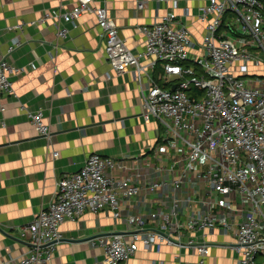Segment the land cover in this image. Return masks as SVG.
Here are the masks:
<instances>
[{
	"label": "built area",
	"instance_id": "2783aa9c",
	"mask_svg": "<svg viewBox=\"0 0 264 264\" xmlns=\"http://www.w3.org/2000/svg\"><path fill=\"white\" fill-rule=\"evenodd\" d=\"M44 14L58 37L62 24L94 15L106 58L117 75L132 71L142 116L163 135L150 155L114 159L90 154L76 172L58 178L54 197L20 230L30 250L1 264H49L62 239L61 225L85 211L108 210L128 229L92 237L102 264H128L140 248L176 247L205 264L215 233H232L237 264L264 257V3L209 0L197 15L201 43L174 11L139 30L145 48L133 53L105 6L93 0ZM139 8L144 3H139ZM173 7H176L174 2ZM18 72L0 60V94H12ZM144 77L147 79L143 82ZM41 110L28 112L43 136L51 133ZM148 153V154H149ZM57 156V152L54 153ZM121 170V177L114 171ZM264 263V260H263ZM162 264V263H152Z\"/></svg>",
	"mask_w": 264,
	"mask_h": 264
},
{
	"label": "crops",
	"instance_id": "0c3cea01",
	"mask_svg": "<svg viewBox=\"0 0 264 264\" xmlns=\"http://www.w3.org/2000/svg\"><path fill=\"white\" fill-rule=\"evenodd\" d=\"M208 1L93 0L92 4L107 8L110 22L131 51L139 53L145 48L139 27L157 22L168 11H174L201 43L205 26L197 15ZM76 5L75 0H0V60L18 67L11 78L14 92L0 94V264L30 250L20 230L54 197L58 178L79 170L92 153L145 160L163 135L156 119L146 122L142 116L132 71L117 75L109 64L94 15L83 13L74 23L62 21L69 29L65 38L57 36L52 21L41 20L47 12ZM38 110L50 125L48 137L38 133L28 118L29 111ZM113 173L121 177L120 169ZM126 229L108 210L85 211L61 225L63 237L49 264H102L103 249L91 247L88 240ZM210 240L221 246L211 248L205 264H237V253L229 247L232 233H215ZM152 263L199 264L196 256L176 247L140 248L128 262Z\"/></svg>",
	"mask_w": 264,
	"mask_h": 264
},
{
	"label": "trees",
	"instance_id": "16d2710c",
	"mask_svg": "<svg viewBox=\"0 0 264 264\" xmlns=\"http://www.w3.org/2000/svg\"><path fill=\"white\" fill-rule=\"evenodd\" d=\"M263 3H264V0H263ZM263 15H264V10H263ZM259 262H260L261 264H264L262 258L259 259Z\"/></svg>",
	"mask_w": 264,
	"mask_h": 264
},
{
	"label": "rangeland",
	"instance_id": "374dc122",
	"mask_svg": "<svg viewBox=\"0 0 264 264\" xmlns=\"http://www.w3.org/2000/svg\"><path fill=\"white\" fill-rule=\"evenodd\" d=\"M262 259L264 260V257Z\"/></svg>",
	"mask_w": 264,
	"mask_h": 264
}]
</instances>
